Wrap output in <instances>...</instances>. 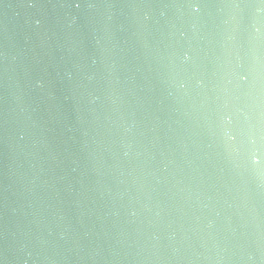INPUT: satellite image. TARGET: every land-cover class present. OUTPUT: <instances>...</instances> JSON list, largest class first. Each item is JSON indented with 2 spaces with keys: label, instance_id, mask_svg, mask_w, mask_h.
Segmentation results:
<instances>
[{
  "label": "water",
  "instance_id": "1",
  "mask_svg": "<svg viewBox=\"0 0 264 264\" xmlns=\"http://www.w3.org/2000/svg\"><path fill=\"white\" fill-rule=\"evenodd\" d=\"M0 264H264V0H0Z\"/></svg>",
  "mask_w": 264,
  "mask_h": 264
}]
</instances>
